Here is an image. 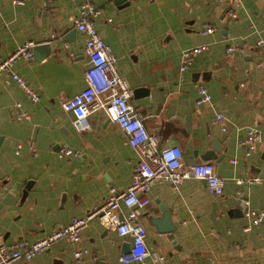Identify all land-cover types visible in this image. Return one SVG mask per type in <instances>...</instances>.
<instances>
[{
	"label": "crops",
	"instance_id": "1",
	"mask_svg": "<svg viewBox=\"0 0 264 264\" xmlns=\"http://www.w3.org/2000/svg\"><path fill=\"white\" fill-rule=\"evenodd\" d=\"M16 1L0 0V64L19 45L30 40L37 45L34 59L18 58L0 75V233L5 241H35L100 207L111 188L127 190L140 160L104 111L92 114L91 128L79 132L74 114L63 107L87 87V35L75 22L82 4L90 1L102 10L95 25L117 56L120 73L133 90H147L131 100L147 129L159 133L163 146L179 145L186 165L217 154L221 159L208 161L225 181L222 195L211 194L197 178L177 188L155 182L150 204L139 211L150 255L145 263L130 264H264V221L245 230L264 211V183L255 181L264 180V45L257 44L264 40V0ZM204 24L217 30L203 36ZM231 46L245 53H231ZM197 47L203 50L181 72L184 52ZM13 73L39 93L38 102ZM197 84L211 93L209 103L197 104ZM217 114L224 116L222 124ZM250 129L259 130L262 139L248 154L240 142ZM62 146L80 155L60 157ZM162 208L170 212L172 232L156 223L163 220ZM131 244V237L94 219L82 229L79 244L59 241L33 260L15 264H129L122 258ZM77 249L90 252L78 262Z\"/></svg>",
	"mask_w": 264,
	"mask_h": 264
},
{
	"label": "built area",
	"instance_id": "2",
	"mask_svg": "<svg viewBox=\"0 0 264 264\" xmlns=\"http://www.w3.org/2000/svg\"><path fill=\"white\" fill-rule=\"evenodd\" d=\"M16 2L22 3L21 0ZM101 13V9L87 1L82 4L80 14L76 18V29L87 35L86 51L90 60V65L85 71L87 87L75 96L66 99L63 102V107L66 111L74 114L75 127L79 132H86L91 128L89 117L100 110L120 126L128 144L136 150L140 158L134 170L132 182L127 190L122 192L111 188L109 196L100 207L89 210L83 217H75L70 223L57 227L35 241L19 239L9 244L0 233V264H15L20 260H33L59 241L77 245L81 241L82 229L94 219H98L106 230L116 231L121 237L132 238L130 252L123 256V262L145 263L150 252L146 243L147 229L141 221L139 211L150 204L149 192L155 182H168L177 188L185 180L197 178L206 182L211 194L222 195L224 192L225 181L218 175L213 162L202 161L186 165L183 150L179 145L163 146L159 133L147 129L144 118L131 101L134 90L120 73L117 56L96 28L95 17ZM231 16L236 15L231 13ZM216 30V26L204 24L201 34L206 36ZM257 44L258 46L264 45V40L259 39ZM36 45L31 40L19 45L0 64V75L11 70L18 58L34 59ZM202 50L203 48L197 47L184 52L180 66L181 72L189 70L194 55ZM228 51L245 53V49L241 46H231ZM12 77L28 94L32 102L36 103L40 100L39 93L22 76L13 73ZM197 86L199 94L197 104L209 103L212 99L209 90L203 85L197 84ZM17 107H20V104H17ZM20 115L28 117L24 113ZM216 120L222 124L225 119L222 114H217ZM223 128L225 129V127ZM261 139L262 135L259 130L250 129L240 145L245 147L248 154H251ZM58 153L60 157L80 155L77 150L66 146L60 147ZM233 162L235 163L236 160ZM255 181L264 183V180L260 179H255ZM243 202L249 205L248 201L243 200ZM122 206L129 209L127 214H124ZM246 214L250 219L251 210L248 209ZM250 220L251 224L245 227L246 231L250 230L252 224L258 225L264 221V211H259ZM89 252L88 249H77L75 251L76 260L82 261Z\"/></svg>",
	"mask_w": 264,
	"mask_h": 264
},
{
	"label": "water",
	"instance_id": "3",
	"mask_svg": "<svg viewBox=\"0 0 264 264\" xmlns=\"http://www.w3.org/2000/svg\"><path fill=\"white\" fill-rule=\"evenodd\" d=\"M142 94H147V90L144 89V88H138L136 90H134V95H142ZM214 152L216 153L217 150L214 149ZM217 154H214V153H209L207 154L205 157H204V160L208 161V160H215V159H221L219 158L218 156H216ZM223 158V157H222ZM163 211H164V217H163V220H157L156 223L158 225H160V227H163V228H160L162 229L164 232H172L175 230V226H172L169 222L170 220V212L168 211V209L166 208H162ZM131 248V247H130ZM130 248H128L129 250L127 251V253L130 252Z\"/></svg>",
	"mask_w": 264,
	"mask_h": 264
}]
</instances>
